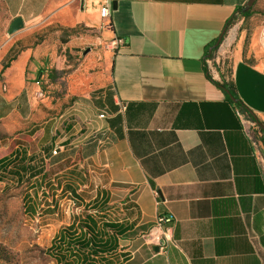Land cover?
<instances>
[{"label":"crops","instance_id":"obj_1","mask_svg":"<svg viewBox=\"0 0 264 264\" xmlns=\"http://www.w3.org/2000/svg\"><path fill=\"white\" fill-rule=\"evenodd\" d=\"M105 2L0 0V18L21 16L40 34L0 67V133H12L13 122L31 126L36 93L54 72L68 80L56 106L70 105L28 132L39 124L50 138L54 176L69 186L86 177L72 191L83 202L79 193L90 188V214L119 226L121 264H264L261 31L228 33L205 59L247 0H109L103 17ZM114 37L125 43L110 58L102 45ZM95 49L96 61L88 56ZM225 56L255 116L208 77L206 64L221 80ZM0 141L1 152L11 139ZM161 214L173 225L158 227Z\"/></svg>","mask_w":264,"mask_h":264},{"label":"rangeland","instance_id":"obj_2","mask_svg":"<svg viewBox=\"0 0 264 264\" xmlns=\"http://www.w3.org/2000/svg\"><path fill=\"white\" fill-rule=\"evenodd\" d=\"M3 11L4 9L1 10L2 14ZM10 24L11 17L0 18V67L5 66L24 47L34 45L36 39H40L38 29L32 31L22 27L14 33H9ZM263 26L264 0H257L251 15L243 16L241 12L235 15L225 36L228 33L244 30L249 37L252 31L259 33ZM109 41L107 40L102 47L104 51H109L111 58L114 50L108 47ZM88 56L96 61L97 49L90 52ZM226 57L229 56L220 59ZM67 85L68 80L59 81L54 72H51L42 84L43 90L36 93L31 126L22 122H13L11 123L15 124L13 132L0 133V139L10 138L19 145L17 149L19 152L29 151L26 134L35 125L34 123L49 119L56 120L62 113V109L70 105L71 98L69 101L66 100L62 107L56 106V103L60 101L59 94L67 90ZM45 106L47 110L43 111L42 108ZM66 122L73 124L72 116ZM2 124L6 123L2 122ZM37 126L39 128V124ZM35 132L38 135L32 133L31 140L36 146L34 149L31 147L32 150L29 151L27 159L22 162L16 161L17 159L13 157L12 169L1 168L0 170V264H58L47 251L53 237L60 229L68 226L75 217L90 212V208L82 207L83 204L87 207L90 205V201H87L90 200V188H85L79 193L83 197V202L78 200L71 188L72 186L79 188L78 182L85 183L86 177L82 180L77 179L78 182L74 181L73 185L69 186L65 182L67 179L65 176L51 174L50 164H54L58 153L54 151L55 147L51 143H48L46 147L40 141L41 135L38 129ZM2 142L0 141V145ZM22 163L25 166L28 163L29 170H23ZM44 173L48 175L45 177ZM67 174L69 175V172ZM72 200L76 203L74 204ZM116 210L114 211L117 213ZM118 215L117 213L113 216L117 218Z\"/></svg>","mask_w":264,"mask_h":264},{"label":"trees","instance_id":"obj_3","mask_svg":"<svg viewBox=\"0 0 264 264\" xmlns=\"http://www.w3.org/2000/svg\"><path fill=\"white\" fill-rule=\"evenodd\" d=\"M238 12H241L243 16H249L253 13V7L245 11L243 5L238 9ZM234 17L235 16L230 18L226 23L224 36ZM217 39L208 45L205 59H211L217 56L219 46L210 50ZM65 40L66 38L62 36L61 41L64 42ZM5 66H7V64ZM218 68L220 70L221 80H215L212 77L206 64L208 77L224 90L238 110H246L247 106L239 97L233 80L232 58L226 57L225 59H221ZM232 97H234V99ZM250 111L252 115L255 116L254 112L252 110ZM37 129L39 130L38 126H35L26 134V139L29 141V151L36 146L35 142L31 140V135L32 133L38 135L35 132ZM49 140L50 138L46 136L40 138L43 144L47 143ZM7 142L8 140H5L3 143L5 144ZM18 148L19 145H16V142L10 141L9 144H7V148L0 152V156H2L0 159V170L1 168L12 169L13 157L17 159L16 161L21 160L22 162L27 159V155H29L30 152L27 151L22 153L17 150ZM22 169L26 171L23 163ZM49 171H51V174H54L56 169L51 165ZM44 175L46 177L48 174L44 173ZM86 208L89 209L90 205L89 207L85 206V209ZM110 231L111 234H109ZM120 234L121 230L116 223L105 221L104 224H99V220L90 214V212H87L83 214V216L79 215L75 217L68 226L60 229L53 237L52 243L47 251L56 259L58 264H121L120 256L116 253L119 247Z\"/></svg>","mask_w":264,"mask_h":264},{"label":"built area","instance_id":"obj_4","mask_svg":"<svg viewBox=\"0 0 264 264\" xmlns=\"http://www.w3.org/2000/svg\"><path fill=\"white\" fill-rule=\"evenodd\" d=\"M100 13H101V15L103 17L109 16V14H110V3H109V0H106V2L101 5ZM261 42H262V44L264 46V26L261 29ZM124 43H125V41H124L123 38L114 37L113 39H111L108 42V47H110V48H112L114 50V49L118 48L119 46L123 45ZM239 112L241 113V111H239ZM100 117H106V114L105 113H101ZM244 129H245V131L247 133L250 132L249 128L245 127ZM90 137H91L90 133H85L83 136L80 137L79 142L82 143V142L90 139ZM54 151L57 152L56 149ZM72 202L74 204L76 203L75 200H72ZM166 223H172V225H173V223H174L173 217L170 216V215H163V214L159 215L158 218H157L158 227H162ZM156 239L158 240V242L160 243L162 248L165 247V242L162 241L161 238L157 237Z\"/></svg>","mask_w":264,"mask_h":264},{"label":"water","instance_id":"obj_5","mask_svg":"<svg viewBox=\"0 0 264 264\" xmlns=\"http://www.w3.org/2000/svg\"><path fill=\"white\" fill-rule=\"evenodd\" d=\"M256 1L257 0H247V2L244 4V10L247 11L251 9L256 3ZM23 26H24L23 18L21 16H17L16 18L12 20L10 24L9 33H14L17 30L21 29ZM224 33H225V30H223V32L218 37L216 43L210 48V50H212L214 47L220 46V43L222 42L224 38ZM232 98L234 99V97Z\"/></svg>","mask_w":264,"mask_h":264}]
</instances>
